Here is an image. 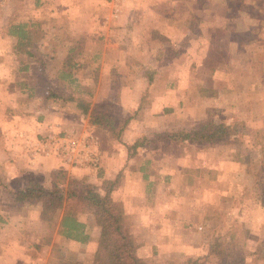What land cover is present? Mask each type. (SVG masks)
I'll return each mask as SVG.
<instances>
[{
    "label": "rangeland",
    "instance_id": "rangeland-1",
    "mask_svg": "<svg viewBox=\"0 0 264 264\" xmlns=\"http://www.w3.org/2000/svg\"><path fill=\"white\" fill-rule=\"evenodd\" d=\"M35 1L0 0V45L7 66L6 75H0L5 80L0 88L5 87L4 91H8L12 100L18 95V108H24L25 114L30 115L33 108H28L34 107L32 98L43 102L42 97L52 89L63 96H82L90 101L91 108L115 120L133 114L123 136L125 142L163 129L190 130L204 120L224 122L231 128L229 137L214 145L164 147L158 144L141 150L130 161L126 159L125 148L108 133H94L103 151L121 165L122 170L117 173L124 183L115 191L114 200L130 217L138 255L147 264L193 261L202 259L211 248L215 249L210 246L217 242L219 248L206 264H229L233 256L243 257L245 264H264V0H209L210 6L224 8L225 19L222 20L216 10L218 15L214 13L213 23L229 30L230 35H218L220 28L215 32L209 25V29H201L196 50L190 48L191 39L183 40L180 46L176 44L179 42L160 36L156 32L161 20H149L151 32L145 40L149 43L141 46L142 56L146 55L142 62L146 65L140 68L146 74L161 68L163 72L169 70L175 74L179 71L178 64L184 72L181 79L173 83H140L134 78L136 83L131 84L126 81L131 76L126 77L123 87H137L134 97L130 93V97L124 98L126 105L140 101L126 115L121 114L127 109L123 100L111 97L107 89L112 80H103L105 75L101 78L100 68H89L84 61L85 37L80 32L87 25V16L83 4L70 0H38L37 4ZM98 1L103 8L93 25L99 30L96 38L102 42L101 31L109 24H104L108 21L105 15L111 18L115 8L105 0ZM202 5L198 2L195 7ZM145 8L143 1L139 9ZM166 11L173 13L174 10L168 4L163 13ZM208 12L213 14L210 9ZM183 13L187 15L183 20L186 24L190 21L189 5ZM172 20L168 18V22ZM18 23L28 25L32 57L18 52L15 39L6 34L11 24ZM122 32L116 38L124 46L127 36ZM128 64L131 65L130 61ZM71 79L75 84L70 83ZM114 83L115 88L120 89L116 78ZM153 93L160 97L155 98ZM47 105L55 112L74 117L71 104L61 107L48 102ZM3 108L1 98L0 110ZM134 167H142L144 171H136ZM143 174L148 175L147 180L143 179ZM29 176L24 173L9 182L0 179V190L18 189L31 179ZM66 178L75 179L67 174ZM36 180L50 186L46 180ZM75 180L100 187V181L89 184ZM10 199L7 194L0 195V201L4 200L7 205ZM79 217L88 218L87 215ZM57 220L52 223L53 227L52 224L39 227L38 239H51ZM89 233L97 234L96 231ZM53 246L58 256L76 255L79 247L63 243L61 239ZM219 252L221 258L217 255ZM83 262L99 264L94 254Z\"/></svg>",
    "mask_w": 264,
    "mask_h": 264
},
{
    "label": "crops",
    "instance_id": "crops-1",
    "mask_svg": "<svg viewBox=\"0 0 264 264\" xmlns=\"http://www.w3.org/2000/svg\"><path fill=\"white\" fill-rule=\"evenodd\" d=\"M78 1L80 4H83L82 9L86 11L87 16V25L80 32L81 35L85 37L84 61L89 65V68L95 67L97 69L99 67V71L102 74L101 78L105 75V79L103 80H112L107 88L110 96H115L116 99H122L125 105L126 101L124 98L126 99L127 96L130 97V93H132L131 96L134 97L135 90L137 89L135 85L123 87L126 77L131 76L126 79V81L131 84L136 83L134 78L140 81V83H145V81H149V83H173L174 81L180 80L184 72L183 67H179L178 64L177 69H179V71H176L175 74L169 73V70L163 72L161 70L163 68L151 74H146L147 72L140 68V66L146 65L145 62H142L146 60V55L142 56L141 46H146L149 43H145L148 32H151V28L148 27L149 20L153 21L160 19L162 24L157 29L156 33L174 42H179L176 44L180 46L183 45V40L191 39V50H196L199 47L198 42L201 29H209V27L212 26L215 32L220 28V31L217 33L218 35H230L229 30H225L224 27L216 26L213 23L216 19L214 15V11L216 10L220 13L221 19H225L223 12L224 8L217 9L213 4H211L213 6H210L209 0H128L125 4L120 6L118 4L116 6L115 14H112L111 18L105 15L108 21L104 24H109L106 25L108 26L106 29H102L100 37L103 36V38L101 39L102 42H100L99 39L96 38L99 30L93 25V21L96 20L100 12L99 10L103 8L102 4L98 0H92V2L88 0H70V2L74 4ZM143 1L146 8L142 11L139 9V4ZM198 2L203 3L201 8L195 7V4ZM158 4L161 5L160 8L156 7ZM168 4L174 10L172 11L173 13H167V11L163 13ZM186 5H189L190 21L185 24L183 20H186L187 15L183 13V9L186 8ZM104 7L108 10L107 6ZM157 9H159V11H157ZM209 9L213 11V14L210 15V12L207 13ZM168 18H173V20L168 22ZM206 20H208V22H206ZM123 22L127 24H122L121 26L118 24ZM121 31L127 36L124 46L121 45V42L116 38L117 34ZM153 33L154 31L152 34ZM186 36H190V38ZM187 45H189V42ZM145 49L142 47V50L145 51ZM1 50L2 45H0V75H6L4 72L5 68H7L5 64L6 60H4ZM2 60L4 61L3 64ZM129 61L131 65L128 64ZM129 68H131V70ZM115 78L116 82L120 84V89L118 87L115 88ZM118 79L120 82H118ZM0 83L4 85L5 80L0 78ZM3 88L5 87L0 88V99L2 98L4 103V108L0 110L1 180L9 182L12 179H18L17 176L27 173L34 175L35 178L39 180L43 179L47 181L46 183H50L51 173L54 171H61L75 179L83 180L89 184L100 181L99 184L101 185L103 180L114 179V174L116 175L122 170L119 168L121 165L116 163L117 160L113 157L110 158V156L103 151L100 139L98 138L97 147L100 155L99 167L97 169L94 170L86 166H70L63 162L57 157L56 149L51 144V142L57 141L58 136L61 138L70 133L94 135V133H100L102 131L88 127L85 123L80 122L71 115L55 112L54 109H51L50 105H47L48 102L45 103V96L42 97L43 102H38V99L32 98V105L34 107L28 108L29 110L33 108L30 115L29 113L25 114L24 108H18V95H15V99L12 100L13 98L8 96V91H4ZM9 92L14 94L12 91ZM26 96L30 97L29 95ZM153 96L157 98L160 97V94L153 93ZM139 103L140 101H136L132 106L126 105L127 109H123L121 114L126 115L129 109H132L137 104L139 105ZM129 126L130 125H128V127ZM128 127L125 130V134ZM117 171L119 172L117 173ZM125 173L126 172H124V175ZM122 183H124V180L122 182L121 177V184ZM5 185L7 186V184ZM22 186L23 184L20 185V188ZM3 188H5V186H3ZM120 188L121 185L119 189ZM5 189L7 191L0 190V195L7 194L11 199L8 205L4 200L0 201V264H47L49 259H53L51 253H53V251L54 254L56 253L55 247L53 246L55 241H59L60 239L63 243L69 242L74 245H79L78 251L74 256L81 264H84L83 261H85L88 256L90 257V255L92 256L95 254L99 229L91 223L90 219L86 218V220H82L81 217H78L80 222L86 224L85 231L89 235V239L86 243L82 244L69 241L57 234L60 216L57 217L58 220L53 230L54 233H52L50 237L51 239L45 237L43 239H38L39 234L37 231L40 230L38 228L50 225L49 222L42 220L40 205L15 203L12 194L17 189L9 190V187ZM88 221H90V223H88ZM91 225L93 226L92 229L90 227ZM53 226L52 224V227ZM90 230L96 231L97 234L95 236L90 235L89 232H92ZM25 234L28 235L27 238L24 239L23 237ZM36 234H38V236H36ZM29 235H31V237H29ZM25 241L26 245L23 246ZM90 250L91 252H89Z\"/></svg>",
    "mask_w": 264,
    "mask_h": 264
},
{
    "label": "trees",
    "instance_id": "trees-1",
    "mask_svg": "<svg viewBox=\"0 0 264 264\" xmlns=\"http://www.w3.org/2000/svg\"><path fill=\"white\" fill-rule=\"evenodd\" d=\"M38 3V0L35 1ZM26 23L11 24L8 34L15 39V49L27 57H32L30 51V34ZM73 66H70L72 68ZM27 69V66L23 68ZM70 83L75 84L71 79ZM24 87V84L22 85ZM21 86V87H22ZM45 102L65 107L71 104L72 114L77 120L86 121L88 127L104 131L109 137L121 144L126 151L128 161L134 159L141 150L150 146H181L185 144L214 145L226 140L231 134V128L224 122L214 123L204 120L197 127L186 129H163L142 135L131 142H124L123 136L133 114L120 120H115L111 115L99 112L91 108L90 101L86 98L72 94L63 96L52 89L47 90ZM136 171H144L142 167H134ZM25 184L13 194V201L21 204H39L41 218L50 224L60 216L57 234L69 241L86 243L89 235L85 231L86 224L80 222L78 217L87 215L91 223L99 229L97 250L94 259L99 264H147L138 255L137 243L131 233V220L125 210L114 200V193L121 184V175L118 174L112 180H103L100 187L94 188L72 178H66L61 171L51 173L50 186L43 185L35 176H29ZM148 175L143 174L147 180ZM264 203V190H262ZM262 203V204H263ZM210 247L202 259L188 260L185 262H168L167 264H206L216 254L218 243ZM220 255V252L217 253ZM53 260L47 264H81L76 257L67 253L57 256L51 253ZM229 264H245L243 257L233 256Z\"/></svg>",
    "mask_w": 264,
    "mask_h": 264
},
{
    "label": "built area",
    "instance_id": "built-area-1",
    "mask_svg": "<svg viewBox=\"0 0 264 264\" xmlns=\"http://www.w3.org/2000/svg\"><path fill=\"white\" fill-rule=\"evenodd\" d=\"M105 1L107 4L111 3L116 9L118 4L120 5L128 0ZM51 144L56 149L57 157L70 166L95 168L99 165L98 140L94 135L70 133L61 137V139H57V141L51 142Z\"/></svg>",
    "mask_w": 264,
    "mask_h": 264
}]
</instances>
